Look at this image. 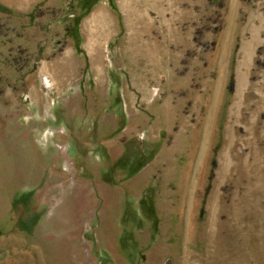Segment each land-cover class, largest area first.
<instances>
[{
    "label": "rangeland",
    "instance_id": "1",
    "mask_svg": "<svg viewBox=\"0 0 264 264\" xmlns=\"http://www.w3.org/2000/svg\"><path fill=\"white\" fill-rule=\"evenodd\" d=\"M0 264H264V0H0Z\"/></svg>",
    "mask_w": 264,
    "mask_h": 264
},
{
    "label": "crops",
    "instance_id": "2",
    "mask_svg": "<svg viewBox=\"0 0 264 264\" xmlns=\"http://www.w3.org/2000/svg\"><path fill=\"white\" fill-rule=\"evenodd\" d=\"M81 163L84 165V169L80 170L79 172H82L84 170H89V166H88L87 160L84 163L83 160H82V158H81ZM97 171L99 172V169L98 168H97Z\"/></svg>",
    "mask_w": 264,
    "mask_h": 264
}]
</instances>
